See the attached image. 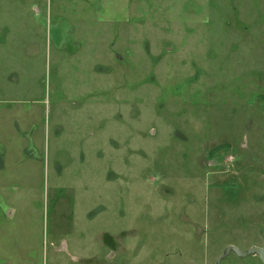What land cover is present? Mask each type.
I'll return each mask as SVG.
<instances>
[{
    "label": "rangeland",
    "instance_id": "obj_1",
    "mask_svg": "<svg viewBox=\"0 0 264 264\" xmlns=\"http://www.w3.org/2000/svg\"><path fill=\"white\" fill-rule=\"evenodd\" d=\"M229 246H264V0H0V264Z\"/></svg>",
    "mask_w": 264,
    "mask_h": 264
},
{
    "label": "water",
    "instance_id": "obj_2",
    "mask_svg": "<svg viewBox=\"0 0 264 264\" xmlns=\"http://www.w3.org/2000/svg\"><path fill=\"white\" fill-rule=\"evenodd\" d=\"M231 253L236 254L241 259H247L252 256H258L264 264V246H253L245 251L240 250L235 246H229L225 249L223 254L217 259L216 264H221L222 261L227 258Z\"/></svg>",
    "mask_w": 264,
    "mask_h": 264
},
{
    "label": "crops",
    "instance_id": "obj_3",
    "mask_svg": "<svg viewBox=\"0 0 264 264\" xmlns=\"http://www.w3.org/2000/svg\"><path fill=\"white\" fill-rule=\"evenodd\" d=\"M73 259L77 261V260L86 259V258H81V257L79 258V256H73Z\"/></svg>",
    "mask_w": 264,
    "mask_h": 264
}]
</instances>
